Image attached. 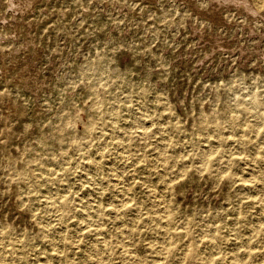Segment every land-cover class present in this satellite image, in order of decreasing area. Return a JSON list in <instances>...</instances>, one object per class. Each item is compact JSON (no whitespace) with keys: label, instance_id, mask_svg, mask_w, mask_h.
Wrapping results in <instances>:
<instances>
[{"label":"rangeland","instance_id":"obj_1","mask_svg":"<svg viewBox=\"0 0 264 264\" xmlns=\"http://www.w3.org/2000/svg\"><path fill=\"white\" fill-rule=\"evenodd\" d=\"M130 262L264 264V0H0V264Z\"/></svg>","mask_w":264,"mask_h":264},{"label":"bare ground","instance_id":"obj_2","mask_svg":"<svg viewBox=\"0 0 264 264\" xmlns=\"http://www.w3.org/2000/svg\"><path fill=\"white\" fill-rule=\"evenodd\" d=\"M112 109H113V108H112ZM108 112H109V111H108ZM108 112H107V113H108ZM112 113H113V112H112ZM112 113H111V114H112ZM98 114H99V113H98ZM142 114L144 115V113H142ZM109 115H110V114H109ZM139 116H140V115H139ZM111 117H112V116H111ZM109 118H110V117H109ZM94 119H95V118H94ZM99 119H100V118H99ZM112 119H113V118H112ZM112 119H111V120H112ZM114 119H115V118H114ZM137 120H138V119H137ZM153 122H154V121H153ZM99 123H100V122H99ZM111 126H112V125H111ZM118 126H119V125H118ZM121 129H122V128H121ZM142 129H145V128H142ZM117 132H118V131H117ZM117 132H116V133H117ZM122 132H123V131H122ZM142 132H143V131H142ZM100 134H101V133H100ZM123 134H124V133H123ZM83 135H84V134H83ZM139 135H140V134H139ZM121 136H122V135H121ZM105 137H106V136H105ZM103 138H104V137H103ZM76 139H77V138H76ZM105 139H106V138H105ZM123 140H125V139H123ZM115 141H117V140H115ZM118 144H119V142H118ZM120 144H121V143H120ZM85 145H86V144H84V146H85ZM80 148H81V147H80ZM153 148H154V147H153ZM122 151H123V150H122ZM84 152H85V151H84ZM126 153H128V152L126 151ZM158 155H159V154H158ZM120 156H121V155H120ZM155 156H156V155H155ZM122 157H123V156H122ZM127 158H128V157H127ZM160 158H161V157H160ZM128 159H129V158H128ZM122 161H123V160H122ZM125 161H126V160H125ZM129 161H130V160H129ZM129 165H130V164H129ZM129 165H128V166H129ZM111 172H112V171H111ZM44 173H45V172H44ZM116 173H117V172H116ZM117 175H118V173H117ZM122 177H123V176H122ZM122 177H121V178H122ZM46 178H47V177H46ZM91 178H92V177H91ZM113 178H114V177H113ZM117 178H120V177L117 176ZM117 178H116V180H117ZM93 179H94V178H93ZM121 180H122V179H121ZM94 181H95V180H94ZM94 181H93V182H94ZM41 182H42V180H41ZM50 192H51V191H50ZM154 194H155V193H154ZM154 194H153V195H154ZM121 195H122V194H121ZM150 196H151V195H150ZM50 198H51V197H50ZM126 198H127V197H126ZM153 198H155V197H153ZM162 198H163V197H161V199H162ZM44 200H45V199H44ZM121 200H122V199H121ZM123 200H124V199H123ZM125 200H126V199H125ZM151 200H154V199H151ZM158 200H159V198H158ZM165 200H166V199H165ZM151 202H154V201H151ZM163 202H164V200H163ZM56 203H57V202H56ZM121 203H122V202H121ZM166 203H167V202H166ZM166 203H165V204H166ZM46 204H48V203L46 202ZM49 204H50V203H49ZM159 204H160V203H159ZM55 205H56V204H55ZM58 206H59V205H58ZM50 207H51V206H50ZM59 207H60V206H59ZM48 208H49V206H48ZM57 208H58V207H57ZM163 208H164V207H163ZM54 209H55V208H54ZM54 209H52V210H54ZM58 209H59V208H58ZM56 210H57V209H56ZM54 211H55V210H54ZM57 211H58V210H57ZM163 211H165V210H163ZM167 211H168V210H167ZM61 213H62V212H61ZM61 213H60V214H61ZM85 215H86V214H85ZM87 215H89V214H87ZM120 231H121V228H120ZM165 232H167V230L164 231V233H165ZM120 233H121V232H120ZM124 235H125V234H124ZM124 237H125V236H124ZM160 247H161V246H160ZM96 248L98 249L99 247H96ZM165 248H166V247H164L163 250H164ZM103 249H104V248H103ZM103 249H102V250H103ZM161 249H162V247H161ZM124 250H126V249H124ZM97 251H99V250H97ZM150 251H151V254L154 253V252H153L154 250H153V251L150 250ZM100 252L102 253V251H100ZM152 252H153V253H152ZM164 252H165V250H164ZM127 253H128V251H127ZM149 253H150V252H149ZM128 254H130V253H128ZM128 254H127V258H128V257L130 258V256L133 255V254H130V256H128ZM154 254H155V253H154ZM123 255H126V254H123ZM134 255H135V254H134ZM157 256H158V254H157ZM159 256H160V255H159ZM135 257H136V256H135ZM133 258H134V257H133ZM161 258H162V257H161ZM130 259H132V258H130ZM134 259H135V258H134ZM134 259H133V260H134ZM156 259H157V258H156ZM125 261H126V260H125ZM127 261H128V260H127ZM128 262H129V261H128ZM134 262L137 263L136 259H135ZM130 263L132 264V262H130ZM128 264H129V263H128ZM133 264H135V263H133Z\"/></svg>","mask_w":264,"mask_h":264}]
</instances>
